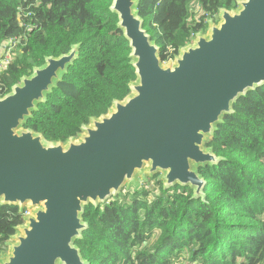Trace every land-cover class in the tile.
Wrapping results in <instances>:
<instances>
[{
  "label": "trees",
  "instance_id": "obj_1",
  "mask_svg": "<svg viewBox=\"0 0 264 264\" xmlns=\"http://www.w3.org/2000/svg\"><path fill=\"white\" fill-rule=\"evenodd\" d=\"M114 0H0V48L19 39L0 76L8 95L50 57L78 58L25 125L51 143L78 138L93 118L124 101L137 80L130 43L111 11ZM239 0H140L139 16L170 63L221 10ZM194 5H197V12ZM206 144L221 159L200 167L204 197L156 174L99 207L87 205L88 228L75 245L89 264H264V86L249 91ZM26 210L0 203V256Z\"/></svg>",
  "mask_w": 264,
  "mask_h": 264
},
{
  "label": "water",
  "instance_id": "obj_2",
  "mask_svg": "<svg viewBox=\"0 0 264 264\" xmlns=\"http://www.w3.org/2000/svg\"><path fill=\"white\" fill-rule=\"evenodd\" d=\"M139 1L114 0L111 7L132 51L131 94L78 138L51 143L25 125L79 46L47 58L0 98V203L30 211L0 264H89L75 245L88 228L86 206L107 203L127 183L137 185V176L160 174L166 189L190 187L204 197L199 169L221 161L206 148L208 139L234 103L264 86V0L221 10L218 23L211 20L168 65L144 28Z\"/></svg>",
  "mask_w": 264,
  "mask_h": 264
},
{
  "label": "built area",
  "instance_id": "obj_3",
  "mask_svg": "<svg viewBox=\"0 0 264 264\" xmlns=\"http://www.w3.org/2000/svg\"><path fill=\"white\" fill-rule=\"evenodd\" d=\"M19 44V39H10L0 48V76L8 70L10 64L14 61L15 51ZM0 98H3L1 90Z\"/></svg>",
  "mask_w": 264,
  "mask_h": 264
},
{
  "label": "rangeland",
  "instance_id": "obj_4",
  "mask_svg": "<svg viewBox=\"0 0 264 264\" xmlns=\"http://www.w3.org/2000/svg\"><path fill=\"white\" fill-rule=\"evenodd\" d=\"M194 8H195V11L197 12V9H198V7H197V5H194ZM171 63V62H170ZM165 64V63H164ZM169 63H167V64H165V65H168ZM138 180H142L139 176H137V181ZM143 181H145V180H143ZM132 186H135V185H130L129 183H127L126 184V186H125V188L127 187V188H131ZM26 210V216H28L29 214H30V211L26 208L25 209ZM9 251H10V248L7 246V249H6V251H4V253L2 254V256H0V258L2 259V257L5 255V254H9ZM4 258V257H3Z\"/></svg>",
  "mask_w": 264,
  "mask_h": 264
}]
</instances>
